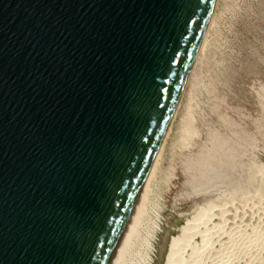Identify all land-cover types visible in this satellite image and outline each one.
<instances>
[{"label": "water", "instance_id": "obj_1", "mask_svg": "<svg viewBox=\"0 0 264 264\" xmlns=\"http://www.w3.org/2000/svg\"><path fill=\"white\" fill-rule=\"evenodd\" d=\"M216 0H0V264H108Z\"/></svg>", "mask_w": 264, "mask_h": 264}, {"label": "rangeland", "instance_id": "obj_2", "mask_svg": "<svg viewBox=\"0 0 264 264\" xmlns=\"http://www.w3.org/2000/svg\"><path fill=\"white\" fill-rule=\"evenodd\" d=\"M211 30L173 122L150 221L142 229L133 264H164L171 238L200 205L229 199V189L246 180L249 171L259 165L257 160L264 165V0H219ZM188 104L193 107L191 122L196 133L186 143L183 131ZM221 143L224 146L219 149ZM262 182L259 199L248 202L260 220H264V178Z\"/></svg>", "mask_w": 264, "mask_h": 264}, {"label": "bare ground", "instance_id": "obj_3", "mask_svg": "<svg viewBox=\"0 0 264 264\" xmlns=\"http://www.w3.org/2000/svg\"><path fill=\"white\" fill-rule=\"evenodd\" d=\"M218 1L219 0L215 1L212 14L209 18L204 36L198 48L195 60L193 62V66L189 72L187 82L182 91V94L177 103V106L173 112L170 123L161 140L159 148L157 149V152L154 156L153 162L145 178L143 186L139 192L135 205L132 209V212L126 223V226L122 232L119 242L108 264H131L132 263L131 262L132 255L137 251V244L142 239V229L145 227L146 224L148 225L150 221V214H151L150 206L154 198L153 195L155 193L156 181L158 179L157 177L162 167L161 163H162V157L165 151V146H166L168 137L171 133L172 125L176 118L178 109L180 111L179 107H180L185 89L188 86L189 82L191 81V78H194L193 77L195 75L194 72H197V71H194V70H197L195 69L197 62L203 57L204 51L207 48V45L209 44L210 31H212L211 29H213V26L215 24V10H216ZM196 85L197 83L195 84V86ZM195 91L196 90L194 89V92ZM186 96L187 95H185V97ZM192 96L194 97L193 94ZM188 105H189L188 112H186L187 110L185 111L186 113H188V116H187V121L184 124L185 125L184 131H183L184 137L181 136V139L183 137L186 143L187 141L190 140V138L194 135V133H196L195 132L196 130L191 122V116H192L191 111L193 107L191 106V104H188ZM195 109L196 108H194V110ZM188 143L190 144V142ZM221 144H222L220 145L221 148L219 149H222L224 146L223 143ZM188 146H191V144ZM182 149L183 148H181V150ZM259 160H257V162H259V165L256 166V169L249 171V173L247 174L246 180H243V179L240 180V182H238L235 186L229 189L231 193L230 198L227 197L229 199L224 200L220 203L212 202V203H207L205 205H200L199 209L198 210L196 209L197 211L192 216L188 217L185 223L180 227L179 233L176 235H173V237L171 238V241L169 243L168 250L165 256L164 264H236L235 262L237 259L239 260V264H264V220L259 219L258 217L259 213L255 215L254 211L252 210L253 205L252 206L249 205L251 208L248 207V202H252L255 198L259 199V195L261 194V190H262L261 184L263 183L262 179L264 178V174L261 172L262 167L260 168V165H263V163L262 162L260 163ZM227 177L228 176H226V178ZM217 185H219V183L216 184V186ZM158 189H160V187ZM246 205L249 208L248 211L247 209L244 210ZM240 211L241 213H239ZM259 248H261V251H260L261 253L258 252ZM145 252H146V249H145ZM142 257L145 258L144 255Z\"/></svg>", "mask_w": 264, "mask_h": 264}]
</instances>
